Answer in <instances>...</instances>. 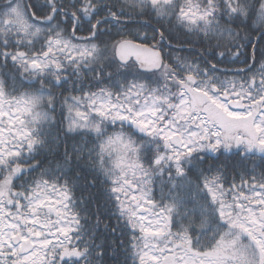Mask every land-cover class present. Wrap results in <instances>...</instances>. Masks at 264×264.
I'll return each mask as SVG.
<instances>
[{
	"label": "snow or ice",
	"instance_id": "obj_1",
	"mask_svg": "<svg viewBox=\"0 0 264 264\" xmlns=\"http://www.w3.org/2000/svg\"><path fill=\"white\" fill-rule=\"evenodd\" d=\"M0 264H264V0H0Z\"/></svg>",
	"mask_w": 264,
	"mask_h": 264
}]
</instances>
